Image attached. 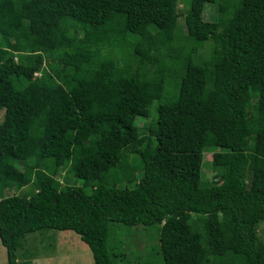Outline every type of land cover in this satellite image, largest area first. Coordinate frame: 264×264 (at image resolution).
Wrapping results in <instances>:
<instances>
[{"label": "trees", "instance_id": "1", "mask_svg": "<svg viewBox=\"0 0 264 264\" xmlns=\"http://www.w3.org/2000/svg\"><path fill=\"white\" fill-rule=\"evenodd\" d=\"M182 1L0 0V192L37 185L0 197L8 264L43 228L113 264V222L157 224L164 264H264V0Z\"/></svg>", "mask_w": 264, "mask_h": 264}, {"label": "rangeland", "instance_id": "2", "mask_svg": "<svg viewBox=\"0 0 264 264\" xmlns=\"http://www.w3.org/2000/svg\"><path fill=\"white\" fill-rule=\"evenodd\" d=\"M185 7L184 1L178 5ZM217 6L213 3H206L203 9L205 20H214L217 17ZM177 35L184 39L186 36L183 19L178 20L176 29ZM185 41V40H184ZM212 40L208 39L198 47L194 55L195 60H206L211 54ZM119 63H122L120 57H117ZM167 85V90L172 91V82ZM1 119V116H0ZM136 122L140 129L149 122V118L137 117ZM215 149L208 148L204 151L202 162V182L209 185L215 184L217 176L212 168V153ZM75 152L71 158L70 164L62 168L58 178L64 184L82 185L89 189L91 180H80L76 176L65 173L69 167L75 165ZM250 172L247 171V180L250 179ZM29 188L37 189V185H29L20 190L8 188L0 192V197L21 194L28 191ZM264 223H261L257 229V234L264 244ZM159 226L157 224L144 226H128L119 222L110 224L109 242L111 243L113 255V264H164L161 254L158 251ZM109 245V246H110ZM16 254V264H94L91 251L79 236L71 230H57L53 228H43L36 232L25 235L21 241ZM0 264H8L6 250L0 242Z\"/></svg>", "mask_w": 264, "mask_h": 264}]
</instances>
